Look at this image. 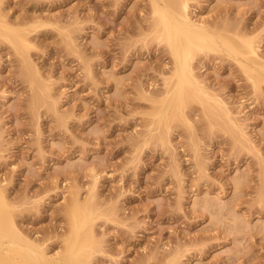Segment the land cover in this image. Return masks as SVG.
<instances>
[{
  "label": "rangeland",
  "instance_id": "obj_1",
  "mask_svg": "<svg viewBox=\"0 0 264 264\" xmlns=\"http://www.w3.org/2000/svg\"><path fill=\"white\" fill-rule=\"evenodd\" d=\"M187 3L264 66V0ZM0 17L29 43L0 36V185L24 236L61 255L83 207L89 264H264V81L244 57L194 54L205 104L159 125L175 60L151 0H0Z\"/></svg>",
  "mask_w": 264,
  "mask_h": 264
},
{
  "label": "bare ground",
  "instance_id": "obj_2",
  "mask_svg": "<svg viewBox=\"0 0 264 264\" xmlns=\"http://www.w3.org/2000/svg\"><path fill=\"white\" fill-rule=\"evenodd\" d=\"M187 1L151 0L155 17L153 29L158 37L168 44L175 60L174 83L167 92L166 103L155 114L159 125L166 123L172 117L171 111L188 100L205 104L201 97L203 94H197L196 80L190 69V61L199 51H224L232 58L244 57L246 62L243 68L248 76L255 83L264 81V66L253 63V57L257 56V53L252 43L237 45L204 24L193 23L188 17ZM0 36L18 50L26 52L29 45L26 33L11 28L1 17ZM89 219L85 208L76 207L72 215V241L66 243L63 254L49 256L42 247L24 236L17 228L0 185V264H89L93 250L83 241L80 233Z\"/></svg>",
  "mask_w": 264,
  "mask_h": 264
}]
</instances>
